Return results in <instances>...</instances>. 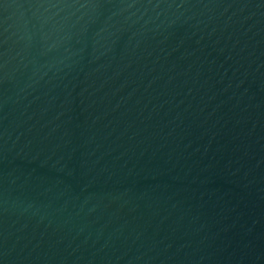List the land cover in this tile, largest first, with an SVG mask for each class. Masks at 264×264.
Listing matches in <instances>:
<instances>
[{"label": "water", "instance_id": "water-1", "mask_svg": "<svg viewBox=\"0 0 264 264\" xmlns=\"http://www.w3.org/2000/svg\"><path fill=\"white\" fill-rule=\"evenodd\" d=\"M0 264H264V0H0Z\"/></svg>", "mask_w": 264, "mask_h": 264}]
</instances>
